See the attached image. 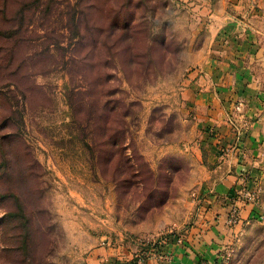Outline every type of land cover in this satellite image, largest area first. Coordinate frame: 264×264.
<instances>
[{
  "label": "rangeland",
  "instance_id": "obj_1",
  "mask_svg": "<svg viewBox=\"0 0 264 264\" xmlns=\"http://www.w3.org/2000/svg\"><path fill=\"white\" fill-rule=\"evenodd\" d=\"M218 4L0 0V264H138L185 235L214 158L195 101ZM256 238L219 264H264Z\"/></svg>",
  "mask_w": 264,
  "mask_h": 264
},
{
  "label": "crops",
  "instance_id": "obj_2",
  "mask_svg": "<svg viewBox=\"0 0 264 264\" xmlns=\"http://www.w3.org/2000/svg\"><path fill=\"white\" fill-rule=\"evenodd\" d=\"M214 17L217 42L203 67L214 90L195 101L208 102L198 108L199 124L214 154L200 186L201 209L180 242L170 238L138 264H219L241 246H251L264 226V203L259 208L250 201L260 192L264 196V0H219ZM237 102L242 109L234 115ZM232 201L238 206L235 221ZM106 263L137 264L120 256Z\"/></svg>",
  "mask_w": 264,
  "mask_h": 264
},
{
  "label": "trees",
  "instance_id": "obj_3",
  "mask_svg": "<svg viewBox=\"0 0 264 264\" xmlns=\"http://www.w3.org/2000/svg\"><path fill=\"white\" fill-rule=\"evenodd\" d=\"M5 33H7L6 32V30H3L2 28H0V34H5ZM76 33H78V34H82V33H85V32H83V30H80L79 29V22H77V28H76ZM4 36H7L8 38H11V34H5ZM6 37V38H7ZM9 40V39H8ZM76 56V55H75ZM75 56L74 57H71V60H76L75 59ZM9 82L11 83V85H16L17 86V84H16V82H15V80H9ZM6 118H9V116L8 117H6ZM5 195H7V194H5ZM21 207L23 208V206L21 205ZM14 214V212L13 211H11V210H6L5 211V214H4V217H9V216H11V215H13Z\"/></svg>",
  "mask_w": 264,
  "mask_h": 264
},
{
  "label": "built area",
  "instance_id": "obj_4",
  "mask_svg": "<svg viewBox=\"0 0 264 264\" xmlns=\"http://www.w3.org/2000/svg\"><path fill=\"white\" fill-rule=\"evenodd\" d=\"M238 216V207L237 205L232 201L231 203V207H230V220L231 221H235L237 219ZM176 241L180 242L181 241V237H175Z\"/></svg>",
  "mask_w": 264,
  "mask_h": 264
}]
</instances>
